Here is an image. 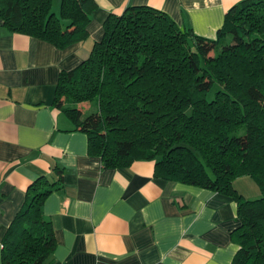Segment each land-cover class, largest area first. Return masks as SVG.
Returning a JSON list of instances; mask_svg holds the SVG:
<instances>
[{"label":"trees","instance_id":"1","mask_svg":"<svg viewBox=\"0 0 264 264\" xmlns=\"http://www.w3.org/2000/svg\"><path fill=\"white\" fill-rule=\"evenodd\" d=\"M0 0L12 32L58 48L89 37L95 0ZM89 59L60 74L55 105L87 133L105 168L154 160L155 175L232 196L241 224L233 264H264V0H243L217 38L181 27L149 5L128 6L104 23ZM89 103L87 110L80 106ZM47 176L28 188L8 228L3 264H45L57 247L47 197L61 188ZM250 176L262 195L248 199L235 180Z\"/></svg>","mask_w":264,"mask_h":264},{"label":"crops","instance_id":"2","mask_svg":"<svg viewBox=\"0 0 264 264\" xmlns=\"http://www.w3.org/2000/svg\"><path fill=\"white\" fill-rule=\"evenodd\" d=\"M95 1L89 37L63 49L12 32L0 18V264L29 186L42 176L56 181V169L64 180L44 212L57 247L45 264H233L239 245L232 231L241 220L232 196L159 178L154 160L105 168L89 152L87 133L54 101L60 74L89 59L110 14L149 5L215 39L227 12L243 0ZM234 184L248 199L262 195L250 176Z\"/></svg>","mask_w":264,"mask_h":264},{"label":"rangeland","instance_id":"3","mask_svg":"<svg viewBox=\"0 0 264 264\" xmlns=\"http://www.w3.org/2000/svg\"><path fill=\"white\" fill-rule=\"evenodd\" d=\"M53 10H54V12H55L57 15H59V13H60V6H59V8H55V7H54ZM80 106H82L83 109L87 110L88 108H90L91 105H90L89 103H81ZM260 197H261V196H260Z\"/></svg>","mask_w":264,"mask_h":264}]
</instances>
